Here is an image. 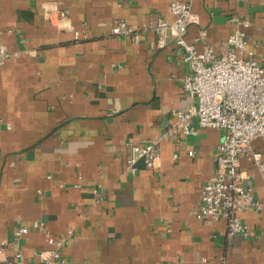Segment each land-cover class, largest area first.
<instances>
[{
	"label": "crops",
	"instance_id": "0c3cea01",
	"mask_svg": "<svg viewBox=\"0 0 264 264\" xmlns=\"http://www.w3.org/2000/svg\"><path fill=\"white\" fill-rule=\"evenodd\" d=\"M174 1L190 4L184 38L199 50L223 52L231 20L247 19L264 65V0H0V46L15 54L0 64V264H36L47 236L64 241L52 264H264V174L239 158L261 209L240 214L251 236L228 239L223 220L192 215L222 132L162 138L194 104L178 45L155 43ZM119 21L132 32L113 34ZM157 139L156 169L125 170L131 144ZM253 147L264 161V140Z\"/></svg>",
	"mask_w": 264,
	"mask_h": 264
},
{
	"label": "built area",
	"instance_id": "2783aa9c",
	"mask_svg": "<svg viewBox=\"0 0 264 264\" xmlns=\"http://www.w3.org/2000/svg\"><path fill=\"white\" fill-rule=\"evenodd\" d=\"M170 12L172 21L158 18L154 24L157 35L155 43L158 48H163L171 38L178 45L181 60L187 67L181 87L194 104L170 112L174 123L163 133L162 138H171L172 134L178 133L194 135V124L222 132V140L213 155L214 174L202 184L192 215L206 223L223 220L228 239L235 236L248 238L252 233L241 220L240 214L249 209L260 210L261 203L247 185L249 176L240 170L239 158L248 157L257 170L264 174L262 154L253 147L254 140H264V65L257 61L254 51L247 46L243 31L249 25L247 19L236 17L231 20L234 27L226 39V47L223 52L216 53L206 45L199 50L194 43L185 40L187 27L194 21L189 3L174 1L170 5ZM131 32V27L122 21L112 28L113 34ZM11 56L15 54L0 46V64ZM159 142L160 139L141 145L131 144L125 170L135 171L139 160L144 162L146 168L156 169L160 160ZM192 154L190 151L189 155ZM176 157L174 154V159ZM93 193L96 202H100L99 192L94 190ZM29 228L42 230V224L34 222L29 227H19L13 233V238L20 239L29 232ZM46 242L53 248L40 251L36 264H52L59 259L58 247L64 241L47 236ZM3 264L30 263L18 253L14 261Z\"/></svg>",
	"mask_w": 264,
	"mask_h": 264
}]
</instances>
